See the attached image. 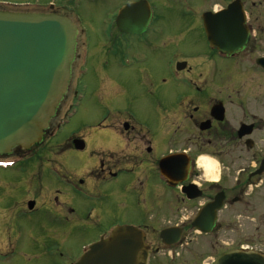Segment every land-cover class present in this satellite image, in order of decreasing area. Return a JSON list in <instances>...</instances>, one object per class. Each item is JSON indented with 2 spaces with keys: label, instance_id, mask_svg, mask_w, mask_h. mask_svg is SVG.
<instances>
[{
  "label": "flooded vegetation",
  "instance_id": "af4514ba",
  "mask_svg": "<svg viewBox=\"0 0 264 264\" xmlns=\"http://www.w3.org/2000/svg\"><path fill=\"white\" fill-rule=\"evenodd\" d=\"M236 1L231 22L239 24L236 12L242 6L249 38L242 50L227 54L211 45L208 29L219 32L228 26L223 12ZM246 2L48 0L45 8L19 7L60 14L74 24L75 58L59 111L87 87L84 79L92 62L111 97L126 90L120 74L109 73L113 68L134 72L133 77L161 94L154 93L151 116L142 115L131 99L112 124H99V129L116 131L118 146L100 149L93 165L79 178L62 181V189L51 190L42 178L39 188H30L38 161L35 169L27 161L34 159L43 140L0 155V168L23 163L15 184L22 197L15 191L0 193L1 264H14L10 257L30 252L34 256L29 259L41 264H75L120 225L142 231L148 264H233L224 257L240 253L264 257V66L259 63L264 36L258 33L260 16ZM131 4L141 7L121 14ZM180 41H188L194 50L176 61L170 77L163 70L153 72L145 60L134 66L128 62L148 49L155 51L161 42ZM180 63L183 70L177 69ZM170 83L177 88L171 94L164 87ZM72 138L63 151L86 149L84 137ZM75 139H83L85 147L76 148ZM168 156L176 159L166 165ZM203 158L212 164L210 170ZM117 192L147 195L150 214L138 209L127 222L111 218L116 213L110 203ZM39 229L48 234L40 238L34 234Z\"/></svg>",
  "mask_w": 264,
  "mask_h": 264
},
{
  "label": "water",
  "instance_id": "95a60500",
  "mask_svg": "<svg viewBox=\"0 0 264 264\" xmlns=\"http://www.w3.org/2000/svg\"><path fill=\"white\" fill-rule=\"evenodd\" d=\"M238 5L234 2L223 12L228 26L219 32L208 29L212 45L227 53L242 50L249 38L242 7L236 12L239 24L231 22ZM140 7L131 4L121 14ZM75 45L76 30L66 16L0 10V154H9L14 148L29 149L43 140L66 95ZM260 62L264 65V58ZM74 145L85 147L83 139H75ZM175 159L168 156L164 162L167 165ZM144 248L142 231L122 225L76 264H147ZM224 258L233 264H264L259 254H229Z\"/></svg>",
  "mask_w": 264,
  "mask_h": 264
},
{
  "label": "rangeland",
  "instance_id": "374dc122",
  "mask_svg": "<svg viewBox=\"0 0 264 264\" xmlns=\"http://www.w3.org/2000/svg\"><path fill=\"white\" fill-rule=\"evenodd\" d=\"M246 7H249L255 15L260 16L257 23L260 26L258 33L264 36V0H254L255 6H252L251 0H245ZM48 0H0V6H18L29 8H45ZM252 7V8H251ZM23 9V8H22ZM102 10H98L96 15ZM95 43V35L92 40V44ZM153 50H147L143 56L129 57L128 62L132 66L147 61L146 66H149L153 72L162 71L165 77L174 75L175 63L177 60L183 59L191 55L193 47L188 41L182 42H161L159 47ZM96 53H94V58ZM100 59V58H99ZM98 59V60H99ZM97 60V61H98ZM197 64V63H195ZM96 63L92 62V71L84 79L87 87L80 86L79 97L71 98L70 101L62 105V109L59 111L58 116L53 120L54 124L47 134L54 130L53 134L46 136L43 140V144L35 150L34 159H31L28 164L29 167L35 169V162H37V177L30 184L27 182L24 188L30 184V188H39L40 179H43V184H48L47 187L56 189H62V181H66L69 177H80V173L93 165L98 156L100 149H113L116 148L117 137H119L113 129H99L98 125H110L117 118V113L125 108V104L131 99H135L133 103L139 112L144 116H151V102L153 101L154 93L158 94L161 90H157L155 86H147L146 83L142 84L140 78L133 77L134 72L125 70H119L117 68L110 69L109 73L121 76L122 83L126 90L122 91L117 96H110L105 86L99 83V75L96 72ZM182 75V74H180ZM213 75H217L214 74ZM219 75H223L220 72ZM82 87V89H81ZM165 91L169 94L177 91V88L173 84H166ZM140 96V97H139ZM67 104V105H66ZM63 116L61 121L59 118ZM58 121V126L57 125ZM80 136L86 139V149L83 151L67 150L63 151L66 147L67 141L72 137ZM73 139V138H72ZM71 142V141H70ZM69 142V143H70ZM68 143V145H69ZM36 158V159H35ZM26 163V164H27ZM25 164V165H26ZM23 163L13 168H0V193L9 194L14 193L22 197V189L15 187L19 176L20 169ZM36 174V171H34ZM150 180V179H149ZM63 198V197H62ZM60 200H63V199ZM144 199L146 201H144ZM112 209L115 210L116 215L111 218L117 219L118 222H127L133 218V215L137 214L138 209H144L150 214L152 205L149 197L143 195L139 197L134 192H117L116 201L110 203ZM133 208V209H131ZM132 212V214H130ZM84 216V215H83ZM86 220L88 218L84 217ZM103 224V223H101ZM79 229V227L77 226ZM38 236L45 237L48 234L47 231L39 229L34 232ZM77 238V234L74 236ZM31 246H27L29 250ZM69 248L70 245L68 244ZM26 250V251H27ZM31 251V249L29 250ZM29 256H34L33 253L26 255L20 254L15 257H10L9 261L14 264H41L42 261H38L36 258L29 259ZM1 264V263H0Z\"/></svg>",
  "mask_w": 264,
  "mask_h": 264
},
{
  "label": "bare ground",
  "instance_id": "6f19581e",
  "mask_svg": "<svg viewBox=\"0 0 264 264\" xmlns=\"http://www.w3.org/2000/svg\"><path fill=\"white\" fill-rule=\"evenodd\" d=\"M203 165L206 167V169L210 170L212 167V164L209 162V159L203 158L202 159Z\"/></svg>",
  "mask_w": 264,
  "mask_h": 264
}]
</instances>
